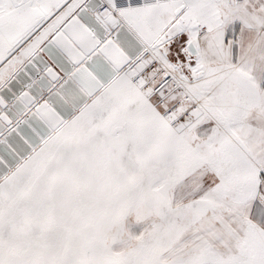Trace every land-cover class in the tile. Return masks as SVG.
Here are the masks:
<instances>
[{
	"label": "snow or ice",
	"instance_id": "obj_1",
	"mask_svg": "<svg viewBox=\"0 0 264 264\" xmlns=\"http://www.w3.org/2000/svg\"><path fill=\"white\" fill-rule=\"evenodd\" d=\"M0 264H264V0H0Z\"/></svg>",
	"mask_w": 264,
	"mask_h": 264
}]
</instances>
